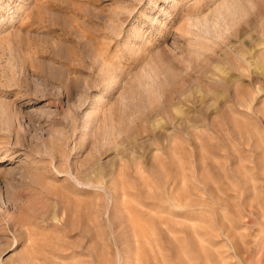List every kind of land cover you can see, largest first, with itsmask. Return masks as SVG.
<instances>
[{"label":"rangeland","instance_id":"374dc122","mask_svg":"<svg viewBox=\"0 0 264 264\" xmlns=\"http://www.w3.org/2000/svg\"><path fill=\"white\" fill-rule=\"evenodd\" d=\"M0 264H264V0H0Z\"/></svg>","mask_w":264,"mask_h":264}]
</instances>
